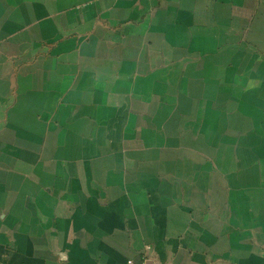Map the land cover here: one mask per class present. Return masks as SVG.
Masks as SVG:
<instances>
[{"label":"crops","instance_id":"obj_1","mask_svg":"<svg viewBox=\"0 0 264 264\" xmlns=\"http://www.w3.org/2000/svg\"><path fill=\"white\" fill-rule=\"evenodd\" d=\"M146 259L264 264V0H0V264Z\"/></svg>","mask_w":264,"mask_h":264},{"label":"built area","instance_id":"obj_2","mask_svg":"<svg viewBox=\"0 0 264 264\" xmlns=\"http://www.w3.org/2000/svg\"><path fill=\"white\" fill-rule=\"evenodd\" d=\"M147 250L150 251L151 248H150V247H147ZM146 262H147V259H146V260H143V261H142V264H146Z\"/></svg>","mask_w":264,"mask_h":264}]
</instances>
